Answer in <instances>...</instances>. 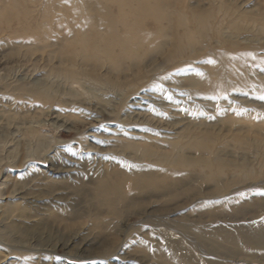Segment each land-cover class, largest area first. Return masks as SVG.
<instances>
[{
    "label": "rangeland",
    "instance_id": "rangeland-1",
    "mask_svg": "<svg viewBox=\"0 0 264 264\" xmlns=\"http://www.w3.org/2000/svg\"><path fill=\"white\" fill-rule=\"evenodd\" d=\"M12 1L0 0V183L6 181L0 186V213L5 205L22 208L28 217H21L22 211L15 210L11 220L24 221L23 226L31 227L36 234L21 238L20 233L12 234L0 222V230L12 236L8 240L0 232V264H169L160 255L166 251L178 255L180 264H264L263 247L237 251L227 245L224 237L230 232L246 231L248 228L240 223H250L257 211L259 219L264 218V150L259 147L240 148L231 141L232 145L222 148L226 154L222 157L249 162L254 174L239 181L232 195L211 196L208 201L216 205L214 208L203 199L210 185L206 182L201 183V193L179 196L174 210L165 207L160 190L134 192L130 200L119 203V217L108 216V210L93 197L86 198L84 189L94 187L101 168L110 171L113 164L144 165V160L134 154L140 155L135 146L149 139L160 150L173 151L175 157L178 151L172 142L180 140L179 133L199 120L221 124L228 113L247 117L264 128V100L259 98L264 95L260 90L264 84V26L223 14L213 19L204 40L206 50L219 47L220 39L213 34L218 29L226 41L255 47L261 60L248 74L229 59L226 65L233 74L226 78L236 80L238 88L209 100L194 94L184 78L187 72L209 68L203 57L193 60L184 72H167L158 54L148 68L152 80L133 90L115 89L92 77L79 76L78 81L70 82L51 74L48 66L52 64L40 60L51 53L44 47L48 40L41 35H18L21 23L5 20L4 12ZM17 1L19 10L29 11L37 20L40 34L59 26L56 19L62 14L55 8L66 6L65 0ZM209 1L203 0L204 5L211 4ZM236 4L245 15L260 11L264 0H236ZM47 7L53 9L56 18L48 23L42 20ZM66 21L64 17L61 23L67 25ZM68 28L56 34L69 36ZM155 64L158 70H150ZM90 69L89 65L78 66L79 71ZM101 71L102 76L108 75L107 69ZM124 78L120 80L126 83L129 77ZM45 88L51 96L48 101L36 93ZM28 130H35L33 143H40L18 166L9 154L30 138ZM146 164L161 166L155 161ZM245 187L252 189L241 192ZM227 197H231L232 204H225ZM142 198L150 201L145 210ZM54 214L63 221L55 222ZM95 215L105 221L104 229L91 228ZM74 220L79 225L67 227ZM217 231L220 233L212 234ZM114 236L119 240L109 239Z\"/></svg>",
    "mask_w": 264,
    "mask_h": 264
},
{
    "label": "bare ground",
    "instance_id": "bare-ground-1",
    "mask_svg": "<svg viewBox=\"0 0 264 264\" xmlns=\"http://www.w3.org/2000/svg\"><path fill=\"white\" fill-rule=\"evenodd\" d=\"M65 1L66 6L60 5L55 8L62 14L57 19L53 16L55 13L51 7L43 10L42 20L48 23L56 19L59 26L56 25L52 30L42 34L36 27L37 20L31 16V13L19 10L17 0L12 1L4 14L5 20H18L21 23L18 35L36 37L41 35L48 40L44 47L51 53L40 57V60L52 64L48 66L51 74L61 76L70 82L78 81L79 76H85L103 80L115 89L121 87L133 90L135 86L152 80L148 74L150 72L148 68L150 62L152 64L156 61L153 59L158 54L163 57L168 68L167 72L171 70L184 72L188 70L193 60L203 57L209 68L187 72L184 78L194 94L210 100L224 95L226 90L238 88L236 80L226 78L233 74L226 65L229 59L235 60L238 63V69L248 74L253 65L261 60L255 53V47L226 41L219 36L218 29H215L216 32L213 34L220 39L219 47L206 50L204 40L210 31L209 28L213 26V19L218 14L235 18L244 17L250 22H260L264 26V6L258 12L242 15L236 6V0H210L211 4L207 6L204 5L203 0H195L193 4L185 0H77L75 5L70 4L72 0ZM64 17L68 20L67 25L61 23ZM75 23H77L76 27ZM65 26L69 27L70 34L64 38L63 35L56 34V31L63 32ZM80 64L89 65L91 69L79 71ZM103 68L107 69V76H102ZM129 70L132 71V74L129 73L130 76L127 73ZM150 70L157 71L156 64ZM122 77H129L126 83L125 80H120ZM244 85L248 86L245 82ZM260 90L264 93V84ZM36 93L47 101L51 97L48 88ZM226 115L221 119V124L207 123L204 119L199 120L200 123H192L191 127L187 126L186 130L179 133L180 140L172 142L173 148L178 151L173 158V151L160 150L158 145L150 142V139L149 142L135 146V150L139 151L140 155L134 154L140 160H144L142 163L144 165L113 164L110 171L101 168L94 181V187L84 188L87 193L86 198L93 197L108 210V216L119 217V203L130 200L135 195L134 192L160 190L163 192L160 198L165 201V207L172 209L178 205L179 196L201 193V183L206 182L210 185L207 187L208 191L204 192L203 199L209 207H216L211 205L212 201H208L211 196L224 193L232 195L234 191H237L234 187L240 184L239 181L244 182L243 178L254 174L250 172L249 162L242 163L222 157L226 156L224 152L222 153V148L230 145L232 141L233 145L240 148L259 147L264 150L262 124H257L256 121L251 122L247 117L228 113ZM229 132H232L230 136ZM34 133L35 130H28L26 135L30 138L26 137L20 147L14 148L15 150L9 154L18 166L38 149L36 144L40 143V140L33 143ZM29 144H32L31 149L28 147ZM190 150H193L194 155L189 153ZM197 153L198 157H196ZM262 160H264V153ZM147 161L158 162L161 166L145 165ZM196 168H199L198 171L192 170ZM3 184H6L5 180L0 183V186ZM251 189L245 187L241 192L249 193ZM142 199H144L143 210H145L150 201L146 198ZM230 200L231 197H227L225 204H232ZM217 205L220 207L222 203ZM15 210L22 211L21 217H28L22 208L5 205L0 213V222H4L2 224H6L5 227L9 228L12 234V231L20 233L21 238L28 234H36L31 227L23 226L24 221L18 223L11 220ZM259 215L260 212L257 211L250 223H240L241 226L248 228L246 231L230 232L224 235L230 248L238 249L237 251L243 247L264 248V218L259 219ZM99 217L100 215H95L96 219L92 221L91 228L104 229L105 221L98 220ZM53 219L55 222L63 221L57 214H54ZM67 225L71 228L79 223L74 220ZM0 232L3 233L4 238L6 237L5 239L12 238L5 231L0 230ZM219 233L217 231L212 234ZM109 239L119 240V237L114 236ZM160 255L169 264L182 262L174 253L168 254L166 251Z\"/></svg>",
    "mask_w": 264,
    "mask_h": 264
},
{
    "label": "snow or ice",
    "instance_id": "snow-or-ice-1",
    "mask_svg": "<svg viewBox=\"0 0 264 264\" xmlns=\"http://www.w3.org/2000/svg\"><path fill=\"white\" fill-rule=\"evenodd\" d=\"M259 98H260L261 100H264V95H261Z\"/></svg>",
    "mask_w": 264,
    "mask_h": 264
}]
</instances>
